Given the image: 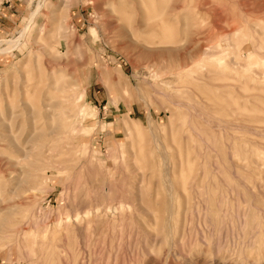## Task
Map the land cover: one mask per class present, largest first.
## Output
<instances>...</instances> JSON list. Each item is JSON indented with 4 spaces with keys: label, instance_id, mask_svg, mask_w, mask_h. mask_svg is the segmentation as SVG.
Here are the masks:
<instances>
[{
    "label": "rangeland",
    "instance_id": "1",
    "mask_svg": "<svg viewBox=\"0 0 264 264\" xmlns=\"http://www.w3.org/2000/svg\"><path fill=\"white\" fill-rule=\"evenodd\" d=\"M0 49V264H264V0H0Z\"/></svg>",
    "mask_w": 264,
    "mask_h": 264
},
{
    "label": "bare ground",
    "instance_id": "2",
    "mask_svg": "<svg viewBox=\"0 0 264 264\" xmlns=\"http://www.w3.org/2000/svg\"><path fill=\"white\" fill-rule=\"evenodd\" d=\"M32 15H33V14H32ZM16 42H17V41H16ZM11 43H12V42H11ZM11 45H12V44H10V46H11ZM13 45H14V43H13ZM8 46H9V45H8ZM7 48H9V47H7ZM2 51H3V50L0 49V52H2ZM54 132H55V130H54ZM54 132H53V133H54ZM50 133L52 134V132H50ZM40 135H42V134H40ZM55 135H56V134H54V136H55ZM43 136H44V135H43ZM43 136H42V137H43ZM52 136H53V135H52Z\"/></svg>",
    "mask_w": 264,
    "mask_h": 264
}]
</instances>
